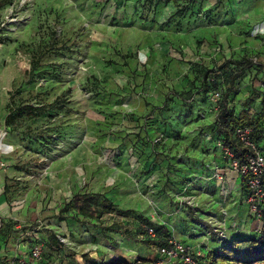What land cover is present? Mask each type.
Instances as JSON below:
<instances>
[{
    "label": "rangeland",
    "instance_id": "374dc122",
    "mask_svg": "<svg viewBox=\"0 0 264 264\" xmlns=\"http://www.w3.org/2000/svg\"><path fill=\"white\" fill-rule=\"evenodd\" d=\"M179 4L168 20L172 4L145 0H0V262L35 238L41 264L151 261L146 226L195 258L260 235L216 116L234 80L233 118L264 129V0ZM84 193L123 213L58 221Z\"/></svg>",
    "mask_w": 264,
    "mask_h": 264
},
{
    "label": "trees",
    "instance_id": "16d2710c",
    "mask_svg": "<svg viewBox=\"0 0 264 264\" xmlns=\"http://www.w3.org/2000/svg\"><path fill=\"white\" fill-rule=\"evenodd\" d=\"M151 7L156 8L159 4L168 5L172 4L175 7V12L168 18V20L172 19L175 16L182 15L185 12V8L180 6V0H145ZM245 58L234 62V67L236 69L237 77L240 78L246 69L249 66L244 65ZM210 73V72H209ZM234 87V80H231V86L226 90L224 95L221 97L220 104L218 106V113L216 116V132L221 138L223 148L228 149L233 157L239 161H243L245 155L251 154L252 151L243 146L239 140L235 136V131L238 128H248L251 130V138L254 144V147L257 151H260L259 144L256 138V134L264 135V129L261 128L260 125L256 121L249 119L246 113L242 112L237 119H234L232 116V112L228 107V98L231 95ZM13 107V102L10 100L7 104V109L9 110V114L6 116L4 120V125L9 127L15 120L16 116H14L10 109ZM21 113L26 115L36 117L39 115L41 110L35 109L33 107H22L20 109ZM260 136V137H261ZM262 182H264V175L261 177ZM242 186V185H241ZM243 190V189H242ZM82 203L79 204L77 209L74 211L71 209L69 203L65 204L58 212L57 220L65 221L67 219H71L77 223H80L79 216L83 217H91V210L96 211L98 213V217H101L110 213H120L119 210H116L112 203L105 197L102 193H84L80 195ZM74 211V212H72ZM264 220V219H262ZM2 225L0 224V227ZM151 227V226H146ZM141 233L142 241L146 240L151 243L154 248L162 247L167 245L169 236H164L159 234L158 231L153 228L155 232V238H151L146 234L145 228ZM104 230H109L111 232H117L114 228L108 227L104 228ZM125 236L130 238V234L128 231L123 232ZM49 246L55 249H59L62 245L58 238L52 234L48 237ZM33 243H39L38 239ZM32 243V244H33ZM31 244V245H32ZM3 256V254H1ZM43 256V252H42ZM10 260L0 262V264H8ZM145 261V260H141ZM44 262L43 261L39 264ZM127 264V263H125ZM195 264H264V226H262L260 235L257 238H249V239H236L233 241L223 242V245L214 250H209L205 254L198 256L195 258Z\"/></svg>",
    "mask_w": 264,
    "mask_h": 264
},
{
    "label": "built area",
    "instance_id": "2783aa9c",
    "mask_svg": "<svg viewBox=\"0 0 264 264\" xmlns=\"http://www.w3.org/2000/svg\"><path fill=\"white\" fill-rule=\"evenodd\" d=\"M218 93L214 97H218ZM235 136L239 142L249 148L252 153L245 155L243 161L235 159L232 153L224 148L227 156L228 165L235 170L241 179V185L244 192V202L247 204L250 213L256 220H262L260 213L264 211V154L257 151L251 138V130L248 128H238ZM146 234L155 238V232L152 227L145 228ZM25 256H17L10 260L8 264H26L27 260L38 264L43 261L42 246L39 243H33L26 249ZM156 257L151 261L132 260L127 264H195V256L191 250L182 242L170 238L167 245L156 249Z\"/></svg>",
    "mask_w": 264,
    "mask_h": 264
},
{
    "label": "crops",
    "instance_id": "0c3cea01",
    "mask_svg": "<svg viewBox=\"0 0 264 264\" xmlns=\"http://www.w3.org/2000/svg\"><path fill=\"white\" fill-rule=\"evenodd\" d=\"M239 179H240V178H239ZM241 189H242V188H241ZM242 193H243V199H244V192H243V190H242ZM26 249H27V248H26ZM26 251H27V250L24 249L22 252H21V251L18 252V254H17L16 256H25ZM154 255H155V254H154ZM16 256H15V257H16ZM29 262H30V261L27 260V263H26V264H30ZM31 263L33 264V262H31ZM114 263H115V262H113V264H114ZM116 263H118V262H116ZM34 264H35V263H34Z\"/></svg>",
    "mask_w": 264,
    "mask_h": 264
}]
</instances>
